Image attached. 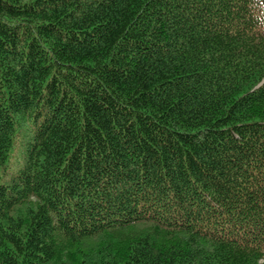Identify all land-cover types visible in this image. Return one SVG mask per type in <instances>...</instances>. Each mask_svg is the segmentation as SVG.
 Segmentation results:
<instances>
[{
  "label": "trees",
  "instance_id": "1",
  "mask_svg": "<svg viewBox=\"0 0 264 264\" xmlns=\"http://www.w3.org/2000/svg\"><path fill=\"white\" fill-rule=\"evenodd\" d=\"M263 259L264 0H0V264Z\"/></svg>",
  "mask_w": 264,
  "mask_h": 264
},
{
  "label": "rangeland",
  "instance_id": "2",
  "mask_svg": "<svg viewBox=\"0 0 264 264\" xmlns=\"http://www.w3.org/2000/svg\"><path fill=\"white\" fill-rule=\"evenodd\" d=\"M28 138V132L26 131V129H22L18 134L8 169H6V171H2L3 182H9L13 174V169L23 160ZM262 262L264 263V259L262 260Z\"/></svg>",
  "mask_w": 264,
  "mask_h": 264
}]
</instances>
